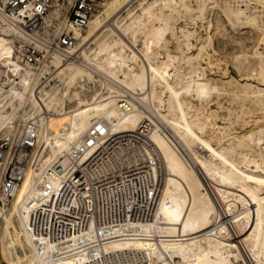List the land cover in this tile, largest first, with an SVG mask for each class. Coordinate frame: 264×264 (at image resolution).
Returning a JSON list of instances; mask_svg holds the SVG:
<instances>
[{
	"label": "bare ground",
	"instance_id": "obj_1",
	"mask_svg": "<svg viewBox=\"0 0 264 264\" xmlns=\"http://www.w3.org/2000/svg\"><path fill=\"white\" fill-rule=\"evenodd\" d=\"M25 1L0 0V264H264V0H103L83 29Z\"/></svg>",
	"mask_w": 264,
	"mask_h": 264
},
{
	"label": "built area",
	"instance_id": "obj_2",
	"mask_svg": "<svg viewBox=\"0 0 264 264\" xmlns=\"http://www.w3.org/2000/svg\"><path fill=\"white\" fill-rule=\"evenodd\" d=\"M25 0H12L11 4L5 10V13L10 14L16 11H19L20 8L25 6ZM35 3L38 4L40 8V0H35ZM103 0H77L75 6L71 13V21L76 25L77 28L83 29L87 26L89 19L96 14L99 9L101 8ZM31 30V29H30ZM48 36V42H46V46L52 52H58L66 55L67 59L71 58L72 56L68 55L66 49L71 48L76 44V39H74L69 34L63 33L58 36L55 33V30H50ZM39 55V52H36L35 49L31 48L28 51V56L32 55ZM32 58V57H31ZM32 62V59H30ZM21 146L18 148L20 151ZM8 149V142L7 141H0V172L3 164L4 153ZM17 162V161H16ZM21 169L14 164H11L5 171L4 174V183L6 185V191H10L12 186L15 185L17 182L19 185L21 184V178L17 180V174H21Z\"/></svg>",
	"mask_w": 264,
	"mask_h": 264
},
{
	"label": "rangeland",
	"instance_id": "obj_3",
	"mask_svg": "<svg viewBox=\"0 0 264 264\" xmlns=\"http://www.w3.org/2000/svg\"><path fill=\"white\" fill-rule=\"evenodd\" d=\"M231 71H232V73L234 74V75H236L237 76V73L235 72V70L231 67ZM4 264H6V263H4Z\"/></svg>",
	"mask_w": 264,
	"mask_h": 264
}]
</instances>
